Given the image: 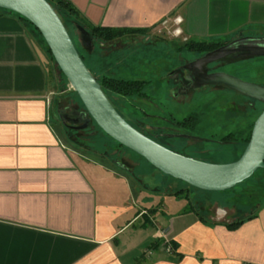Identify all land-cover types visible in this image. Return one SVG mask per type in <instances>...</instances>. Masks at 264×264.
<instances>
[{"label":"crops","instance_id":"1","mask_svg":"<svg viewBox=\"0 0 264 264\" xmlns=\"http://www.w3.org/2000/svg\"><path fill=\"white\" fill-rule=\"evenodd\" d=\"M69 1L78 16L67 17L68 25L96 74L106 65L95 55L96 43L108 60L134 38L178 40L157 32L167 16H182L189 39L264 37V0ZM75 19L146 31L103 41ZM53 65L35 27L0 10V264H264V201L243 207L246 216L250 210L257 215L235 229L226 223L241 215L237 205L228 218L224 211L213 216L209 207L207 217L194 208L183 211L167 231L175 251L163 243L150 248L159 238L140 242L138 230L128 233L148 217L149 206L136 205L143 192L136 197L139 188L130 177L134 198L123 202L120 194L130 189L119 184L125 177L75 138L78 131L59 107ZM154 218L149 221L155 224Z\"/></svg>","mask_w":264,"mask_h":264},{"label":"rangeland","instance_id":"2","mask_svg":"<svg viewBox=\"0 0 264 264\" xmlns=\"http://www.w3.org/2000/svg\"><path fill=\"white\" fill-rule=\"evenodd\" d=\"M65 22L72 33L68 22ZM160 34L172 37L166 32ZM73 37L79 52L84 56L85 63L96 77H101L105 73L119 78L148 81L145 87L146 95L130 97L113 93L109 95L111 102L125 119L139 126L143 133L152 135L159 143L176 152L211 163L232 162L242 155L245 150L243 139L248 135L251 123L264 109V102L221 84L188 81L190 74L186 69L199 74L194 69L195 65L191 63L205 54L188 50L181 44L180 39L172 41L160 39L155 42V38L147 37L142 42L136 38L124 42L126 44L111 52L107 60V57L100 56L101 46L96 43L95 55L98 54L101 65L105 63V66H109L108 70L104 69V66L100 69L102 72L96 74L97 71L89 61V55L82 48V41L78 42L77 37L74 35ZM256 56L259 55L235 51L213 62L221 63L220 72L246 82L264 85V56ZM53 66L56 67L55 64ZM206 69L208 70V65ZM55 74L59 84L55 92L57 98H61L58 102L63 114L69 116L67 114H73L76 110H82L81 112L86 114L75 90L57 67ZM70 106L73 107L71 111L67 109ZM87 116L90 117L88 114ZM188 116L194 117L191 124L187 126L177 124ZM86 126L85 131H79L75 138L81 137L83 142L81 144L94 152H90L91 156L95 154L104 156L105 163L125 177L123 183H119L121 186L123 184L128 188L130 186L128 178L135 179L139 188L136 197L143 192L141 201L136 202V205L149 206L146 207L147 216L150 219L153 216L156 218L154 224L143 216L130 228L128 233L138 230L136 235L142 236L140 242L148 238H159L163 240L164 245L171 222L183 211L194 208L207 217L209 207L213 216L224 211L228 218L235 213L233 203L242 202L239 206L245 207V203L250 201L246 198L254 190L253 183L223 191L195 188L163 173L138 153L111 140L90 118ZM226 135L231 136L230 139L222 140L221 138ZM255 178L258 182L264 177L261 174ZM180 189L183 192L176 194ZM133 196L131 188L129 193L120 194L125 203L131 202Z\"/></svg>","mask_w":264,"mask_h":264},{"label":"water","instance_id":"3","mask_svg":"<svg viewBox=\"0 0 264 264\" xmlns=\"http://www.w3.org/2000/svg\"><path fill=\"white\" fill-rule=\"evenodd\" d=\"M0 8L27 18L41 33L60 70L77 92L87 114L110 137L144 157L163 173L207 191L230 189L264 169V109L256 118L242 155L228 163H211L176 152L133 126L111 102L97 77L80 55L55 7L48 0H0ZM235 51L264 55V37H245L194 61L195 82L221 84L264 102V85L246 82L225 72L209 73L207 65Z\"/></svg>","mask_w":264,"mask_h":264},{"label":"trees","instance_id":"4","mask_svg":"<svg viewBox=\"0 0 264 264\" xmlns=\"http://www.w3.org/2000/svg\"><path fill=\"white\" fill-rule=\"evenodd\" d=\"M48 1L55 7V9L57 10L58 14L62 18L64 24L66 25V27H67V23L65 21H67V17L77 18V16H78L77 9L70 3L69 0H48ZM4 10H6V9H4ZM8 11H10V10H8ZM11 12H13V11H11ZM16 14H18V13H16ZM19 16L22 19H24L26 22H28L31 25H33L27 18H25V17H23L21 15H19ZM75 21H76V23H79V24L83 25L89 31V33H90V35H91V37L93 39H101L103 41H112V40H115V39H118V38L124 36L125 34H133V33H137V32H145L146 31V29H141V28H113V27H105V26H100V25H93V24H90L89 22H86V21H78L77 19H75ZM35 29L38 31L39 35L41 36V38L43 40V43L45 45V49H46L47 53L49 54L51 60L56 65V67L58 68V70L61 73V75L65 77V75L60 70L57 62L55 61L54 56H53L49 46L47 45L45 39L43 38V36L41 35V33L39 32V30L36 27H35ZM67 29H68V27H67ZM68 31H69V33H70V35H71V37L73 38V41H74L73 34L71 33V31L69 29H68ZM228 43H230V42L221 41V40H194V39H189L188 41L183 42V46H185L190 51H195V52H199V53H205V52H210V51L216 50V49H218V48H220V47H222V46H224V45H226ZM76 47H77V45H76ZM79 53L82 56L83 60L85 61L83 54L81 52H79ZM97 79H98L99 83L101 84L103 90L105 91V93L109 97V99H110L109 95L111 93L116 94V95H120V96H123V97H130L132 95H140V96L146 95L145 87H146V84H147L148 81H146L144 79L119 78V77L107 75L105 73H103L101 77H97ZM76 94H77V92H76ZM80 101H81V99H80ZM81 103H82V101H81ZM82 105H83V103H82ZM118 111L121 113V111L119 109H118ZM193 121H194V117L188 116V117H185L184 119L178 121L177 124L181 125V126H183V125L187 126L188 124H191ZM129 122L133 126H135L136 128H138L139 130L142 131V129L139 126L135 125L131 121H129ZM254 122L255 121H253L251 123V128H250V131H249L248 135H246L244 137V139H243L244 143H245V147H246L247 143L249 142ZM94 123L96 124L95 121H94ZM145 134H147V133H145ZM106 135L111 140H113L116 143H118L119 145L124 146L121 143H119L116 140H114L108 134H106ZM149 136L154 138L156 141L158 140L155 137H153L152 135H149ZM230 137L231 136L226 135V137H223L221 139L222 140H229ZM263 173H264V169L263 168H258L253 173L252 176H250L249 178L245 179L241 183H238L237 185L232 187L234 189L237 186L238 187H243L245 184L248 185L250 183H253L255 185L254 188H253L254 189L253 192L251 194L247 195L248 198H246V199H250V201L245 203V206L246 205L256 206L259 202L264 201V200H261V199L264 198V178L261 179L258 182H256L257 179L255 178L256 176L261 175V174L264 177ZM195 188H197V187H195ZM182 192H183V190L180 189V190L176 191V194L179 195ZM239 203L241 204L242 202H239ZM240 204H237L236 202L233 203V205H237L238 206L241 215L237 219L226 223L227 227L230 228V229L237 228L246 219H250V218L255 217L257 215V212L253 211V210H250V213L247 216L246 215H242V214H244L246 212V210L243 207L239 206ZM199 213L201 214V212H199ZM147 220H149L148 217H147ZM161 243H162L161 240H157L156 242H154L152 244V246L150 248L158 249L160 247ZM168 243L171 245V251H175V249L178 247L177 243L174 240H168ZM178 256L181 258L182 254H178Z\"/></svg>","mask_w":264,"mask_h":264},{"label":"built area","instance_id":"5","mask_svg":"<svg viewBox=\"0 0 264 264\" xmlns=\"http://www.w3.org/2000/svg\"><path fill=\"white\" fill-rule=\"evenodd\" d=\"M182 22H183V18L181 15L167 16L158 25L157 32L158 33L166 32L170 34L172 37L179 38L183 42H186L189 40V38L185 36L183 33V29L181 27ZM164 247L168 251H171V245L168 243V240L165 241ZM149 254H152V252L149 251Z\"/></svg>","mask_w":264,"mask_h":264},{"label":"flooded vegetation","instance_id":"6","mask_svg":"<svg viewBox=\"0 0 264 264\" xmlns=\"http://www.w3.org/2000/svg\"><path fill=\"white\" fill-rule=\"evenodd\" d=\"M206 53L207 52L203 53L202 55H204ZM261 56L263 57L264 55H259L258 57H261ZM221 66L222 65H221V63L219 61L213 62V63H209L208 64V72L209 73L220 72L221 71V68H220ZM194 69H196L198 73L200 72L199 68H196L195 66H194ZM186 71H187L188 74H190L189 75L190 78L188 79V81L196 80L197 73H194L195 71H191L190 69H186ZM64 117H66V116L64 115ZM69 117L70 118H68V119L71 121V124H69L70 126H72L74 129H76L78 132L79 131H81V132L85 131V128H83V126H85L87 124V122L89 121V117L87 116V113L82 116L78 112H77V114H76V112H74L73 114L69 115Z\"/></svg>","mask_w":264,"mask_h":264}]
</instances>
